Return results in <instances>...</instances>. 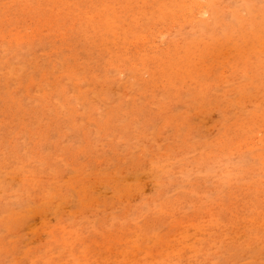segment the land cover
I'll use <instances>...</instances> for the list:
<instances>
[{
  "label": "rangeland",
  "instance_id": "rangeland-1",
  "mask_svg": "<svg viewBox=\"0 0 264 264\" xmlns=\"http://www.w3.org/2000/svg\"><path fill=\"white\" fill-rule=\"evenodd\" d=\"M0 264H264V0H0Z\"/></svg>",
  "mask_w": 264,
  "mask_h": 264
}]
</instances>
